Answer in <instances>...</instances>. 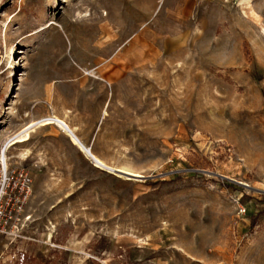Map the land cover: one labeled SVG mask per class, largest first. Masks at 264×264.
Listing matches in <instances>:
<instances>
[{
	"label": "rangeland",
	"instance_id": "rangeland-1",
	"mask_svg": "<svg viewBox=\"0 0 264 264\" xmlns=\"http://www.w3.org/2000/svg\"><path fill=\"white\" fill-rule=\"evenodd\" d=\"M4 152L0 264H264V0H0Z\"/></svg>",
	"mask_w": 264,
	"mask_h": 264
},
{
	"label": "bare ground",
	"instance_id": "bare-ground-1",
	"mask_svg": "<svg viewBox=\"0 0 264 264\" xmlns=\"http://www.w3.org/2000/svg\"><path fill=\"white\" fill-rule=\"evenodd\" d=\"M55 124L58 127H60L64 132H66L71 140L73 141V143L77 146H79L83 152L90 157L95 165L97 167H103V168H107L109 170H114L117 171L119 173L122 174H126V175H134L137 177H141V175L136 174L134 171L125 169V168H114L109 166L105 161H103L102 159L99 158V156H96L92 150H89L88 148L84 147V145L81 143L80 139L78 138L77 134H76V129L72 128L68 122L63 119L60 118L58 116H50L47 117L39 122H32L30 124H28L15 138L11 139L7 145H6V150H10L12 147H14L15 145L18 144H24L26 142H28L30 140V133L36 129L37 127H43V126H48V125H52ZM6 152H4L3 154L0 155V162L5 163L6 166L8 165V157L5 154ZM11 160V158H9Z\"/></svg>",
	"mask_w": 264,
	"mask_h": 264
},
{
	"label": "built area",
	"instance_id": "built-area-1",
	"mask_svg": "<svg viewBox=\"0 0 264 264\" xmlns=\"http://www.w3.org/2000/svg\"><path fill=\"white\" fill-rule=\"evenodd\" d=\"M21 176H23V175H21ZM25 181H26L25 185H27V189H28L29 188L28 186H30L31 181L27 177H24V183H25Z\"/></svg>",
	"mask_w": 264,
	"mask_h": 264
}]
</instances>
